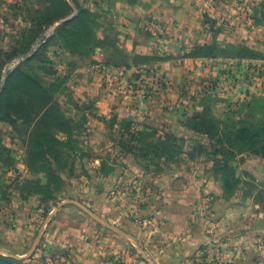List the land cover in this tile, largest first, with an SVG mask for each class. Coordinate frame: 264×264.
<instances>
[{"label":"rangeland","instance_id":"obj_1","mask_svg":"<svg viewBox=\"0 0 264 264\" xmlns=\"http://www.w3.org/2000/svg\"><path fill=\"white\" fill-rule=\"evenodd\" d=\"M181 2L200 11L218 37L219 42L206 51L214 67L227 66L228 71L241 68L244 83L252 88L249 98L227 102L223 96L236 89L239 78L218 86L214 75L208 73L185 76L183 92L204 107L203 115L194 113L184 120L185 125L198 118L208 126L213 120L217 128L216 132L203 128V134L196 133V139L188 143L170 140L168 134L148 135L142 115L134 120L98 115V96L81 100L74 84L75 71L81 68L76 58L96 52L102 44L101 32L115 26L133 36L138 30L146 32L150 37L143 35V42L158 39L163 28L155 18L160 13L155 11H167L166 5L175 7L176 0H0V256L21 264H67L50 250L40 248V231L54 222L60 208L72 201L87 203L99 189H105L107 197L128 215L145 205L141 183L103 180L117 167L114 165H124L123 154L135 156L141 170L154 175L189 173L194 168L213 170L221 175L223 198L236 200L244 212L259 219L258 227L264 228V179L244 165L246 158L258 157L257 151L264 144V0ZM137 8L152 10V15ZM63 24L68 25L66 30L55 35ZM230 46L262 55L235 57L236 51ZM162 52L135 55L130 64L97 65L96 72H104L105 78L94 88L105 89L110 96L120 94L122 102L127 96L125 104L140 110L168 89V81L155 70V65L169 58ZM126 67L138 72L135 81L122 80ZM16 69L39 79L45 92L35 91L28 97L24 87L30 88L29 84L22 77L10 76ZM60 118L73 124H65ZM97 122L118 145V159H110L115 155L110 152L100 161L99 149L89 144L88 130ZM134 123L136 126L130 128ZM57 125L66 131L67 138L52 130ZM10 213L22 214L24 227L35 223L23 242L16 235L8 243L4 239ZM263 243L264 234H259L254 247L264 256Z\"/></svg>","mask_w":264,"mask_h":264},{"label":"crops","instance_id":"obj_2","mask_svg":"<svg viewBox=\"0 0 264 264\" xmlns=\"http://www.w3.org/2000/svg\"><path fill=\"white\" fill-rule=\"evenodd\" d=\"M175 5H166L168 10L162 13L155 11L160 13L155 18L160 19L163 28L158 39L151 37L143 42V35L150 37L146 32L138 30L133 36L134 33H125L128 30L121 31L115 26L101 32L102 44L96 52L76 58L81 68L75 71L74 84L77 98L98 96L95 98L98 115L117 116L119 120L122 116L134 120L136 115H142L148 135L170 134L188 143L198 135L187 128L184 120L203 112L204 107L190 101L191 96L183 92L185 76L202 77L208 73L214 75L212 79L217 80L218 86L222 81L227 85L230 79L239 78L236 89L223 96L227 102L249 98L252 88L244 83L245 71L241 68L231 66L228 71L227 66L214 67L216 64L208 57L190 56L193 48L210 46L219 42L218 37L212 34L200 11L181 0H176ZM137 10L152 13L146 8ZM159 45L169 58L155 65V70L168 81V89L144 103L140 110L125 104L127 96L122 102L120 94L110 96L105 94V89L94 88L105 78L104 72H96L97 65L103 68L130 64L135 55L162 52ZM137 73L136 69L126 67L121 78L132 82L137 79ZM221 75L226 77L223 79ZM133 126L135 123L130 128ZM88 131L89 144L99 149L100 161L109 157L110 152L115 154L110 159L120 157L118 145L102 132L101 123L97 122ZM122 160L124 165H114L117 167L103 180L142 184L146 204L136 208L137 215L134 216V211L126 214V209L107 197L105 189H99L87 203L72 201L60 208L54 222L40 231V248L50 250L67 264H210L212 248L220 245L226 251L223 258L227 259L226 264H264V256L254 247L264 228L258 227L259 219L244 212L236 200L223 198L221 175L202 168L189 173L173 171L154 175L142 171L133 155L123 154ZM244 165L264 179L263 158H246ZM7 223L6 231H2L4 236L6 232V243L15 235L23 242L35 228H30L35 223L24 227V216L19 213L16 216L10 213Z\"/></svg>","mask_w":264,"mask_h":264},{"label":"trees","instance_id":"obj_3","mask_svg":"<svg viewBox=\"0 0 264 264\" xmlns=\"http://www.w3.org/2000/svg\"><path fill=\"white\" fill-rule=\"evenodd\" d=\"M77 9H78V11H80V8L78 7V5H77ZM67 26H68L67 24H63L61 27H59L57 30H55V35H57L62 30H66ZM208 49H211V48L209 46L197 47L195 51H193L192 53L190 52V56L191 57H202V56L207 57L208 54H207L206 51ZM230 49L235 50L236 51L235 57H239V58H243V57H257V56H261L262 55V54H256L253 51H251L250 49L244 48V47L243 48H233V47L230 46ZM10 76L11 77H14V76L22 77L23 80H25L27 82V84H29L30 88H25L24 87V90L26 91L28 97H32L33 93L35 91H39V92H42V93L45 92V90H43L44 88L42 87L39 79H37L35 76L26 75L23 72H19V70H17V69L15 71H12ZM10 76H7L6 81H7V79H9ZM34 86H35V88H34ZM49 87L51 88L52 85H49ZM51 105H52V102H50V104L48 105L49 108H51ZM203 114H204V112L198 113V115H203ZM60 119H61V121H64L65 124H73L72 121H70L69 119H67V120H64L65 118H60ZM197 120H199V119L198 118H194V119H192L190 121H187V124H186L187 128L192 130L195 133H198V134H203V132H201V130L203 128H205V127L206 128L207 127L208 128H212V131L216 132V130H217L216 122H214L213 120H212V126L206 125L205 121H197ZM52 130L57 131V132L61 133L62 135H65L66 138L68 137V134L65 133L66 131L63 128H61L60 125L54 126L52 128ZM168 136H170V138H169L170 140L172 139L174 141H176V140L180 141V140L176 139L175 137H173L170 134H168ZM251 138H252V136H249L247 142L250 143L251 142ZM257 155H258V157H261V158L264 159V144H262L259 147V149L257 151ZM21 263L22 262L17 261L15 259H12V258H9V257L0 256V264H21Z\"/></svg>","mask_w":264,"mask_h":264},{"label":"built area","instance_id":"obj_4","mask_svg":"<svg viewBox=\"0 0 264 264\" xmlns=\"http://www.w3.org/2000/svg\"><path fill=\"white\" fill-rule=\"evenodd\" d=\"M135 215H137V210L134 209V216ZM210 253V259L208 260L210 264H226L225 259H223L226 251L223 250L222 246L218 245L217 247L212 248Z\"/></svg>","mask_w":264,"mask_h":264}]
</instances>
